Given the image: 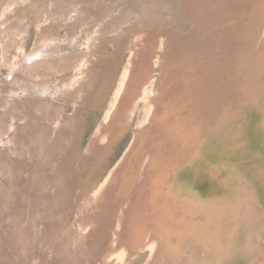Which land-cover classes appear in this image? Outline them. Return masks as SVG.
I'll return each instance as SVG.
<instances>
[{
  "label": "bare ground",
  "instance_id": "bare-ground-1",
  "mask_svg": "<svg viewBox=\"0 0 264 264\" xmlns=\"http://www.w3.org/2000/svg\"><path fill=\"white\" fill-rule=\"evenodd\" d=\"M0 14V264L146 249V264H264V0H0ZM122 50L120 109L83 151ZM140 99L145 120L92 193Z\"/></svg>",
  "mask_w": 264,
  "mask_h": 264
},
{
  "label": "rangeland",
  "instance_id": "rangeland-1",
  "mask_svg": "<svg viewBox=\"0 0 264 264\" xmlns=\"http://www.w3.org/2000/svg\"><path fill=\"white\" fill-rule=\"evenodd\" d=\"M257 7V6H256ZM253 18H246V22L244 23L245 27L244 30L250 28L253 24L255 26H260L258 23V20L256 16H258L257 12H254ZM1 16V14H0ZM255 22V23H254ZM258 23V24H256ZM253 25V26H254ZM256 30V29H255ZM37 33L36 30L33 31V34L30 38L29 45L27 46V51H30L32 48L35 47L36 42L35 40V34ZM261 35V36H260ZM260 36V37H259ZM259 38V39H258ZM35 43V45H34ZM254 44L258 47L259 44H264V30L261 31V34L258 33L256 38H254ZM253 44V45H254ZM122 60L117 65V68L114 72L113 79L109 82L108 88L106 90V93L104 97L101 100V104L99 105V109L96 111H92V113H85V120L86 124L88 125V133L85 136L84 144L82 147V150L85 151L87 148L89 141H91L93 134L96 130H98L99 126L102 124L104 120H107L113 115V113H116L119 108L120 99H119V84L121 83V80L123 79L124 72L126 70V64L129 60L130 52L123 51L122 50ZM15 54V59L11 62V64L4 68V73L8 74L11 66L17 62L16 60L19 59V54L17 52ZM19 56V57H18ZM7 72V73H6ZM156 86V85H155ZM154 86V87H155ZM151 92V93H150ZM153 92V87L148 86V95H151ZM118 104V105H117ZM136 104V106H135ZM101 107V108H100ZM134 107V108H133ZM131 109L125 112L123 115V119L121 120L122 127L121 129L115 134L114 138L111 139V144L109 146V150L105 155L103 156L102 160L100 161L99 165L97 166V170H95V181L91 182L92 189L91 192L93 193L96 188H99L105 180L108 178L112 170L121 162L123 159L126 151L131 146V143L133 142L135 138V132L138 130V125L145 120L146 116V99H140L136 101ZM101 109V110H100ZM120 109V108H119ZM115 110V112H114ZM131 110V112H130ZM146 112V113H145ZM109 117V118H108ZM92 135V136H91ZM98 175V176H97ZM98 181V182H97ZM94 184V185H93ZM95 188V189H94ZM94 189V190H93ZM75 216V215H74ZM111 244L109 240L106 241V246L109 247ZM126 250V249H125ZM152 250L146 249L144 254L135 256L134 260L131 259V261L124 262L123 264H146L147 260L150 258ZM128 257V256H127ZM157 257V260L155 264H162L163 259L162 255L160 254ZM115 259V261H114ZM105 260L103 259V262ZM109 264H122L120 260H118L116 257L113 258Z\"/></svg>",
  "mask_w": 264,
  "mask_h": 264
},
{
  "label": "water",
  "instance_id": "water-1",
  "mask_svg": "<svg viewBox=\"0 0 264 264\" xmlns=\"http://www.w3.org/2000/svg\"><path fill=\"white\" fill-rule=\"evenodd\" d=\"M259 158H260V159H261V158H264V156H263V155H261ZM238 264H239V263H238Z\"/></svg>",
  "mask_w": 264,
  "mask_h": 264
}]
</instances>
